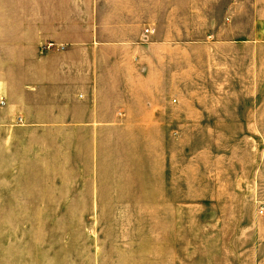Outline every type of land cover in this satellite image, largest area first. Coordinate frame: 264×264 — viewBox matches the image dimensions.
<instances>
[{
	"label": "rangeland",
	"instance_id": "rangeland-1",
	"mask_svg": "<svg viewBox=\"0 0 264 264\" xmlns=\"http://www.w3.org/2000/svg\"><path fill=\"white\" fill-rule=\"evenodd\" d=\"M230 55L180 121L100 138L20 122L30 59L0 57V264H264V45Z\"/></svg>",
	"mask_w": 264,
	"mask_h": 264
},
{
	"label": "crops",
	"instance_id": "crops-1",
	"mask_svg": "<svg viewBox=\"0 0 264 264\" xmlns=\"http://www.w3.org/2000/svg\"><path fill=\"white\" fill-rule=\"evenodd\" d=\"M246 45L264 0H0V57L30 59L20 122L55 136L180 121L181 85Z\"/></svg>",
	"mask_w": 264,
	"mask_h": 264
},
{
	"label": "built area",
	"instance_id": "built-area-1",
	"mask_svg": "<svg viewBox=\"0 0 264 264\" xmlns=\"http://www.w3.org/2000/svg\"><path fill=\"white\" fill-rule=\"evenodd\" d=\"M3 103V102H2Z\"/></svg>",
	"mask_w": 264,
	"mask_h": 264
}]
</instances>
